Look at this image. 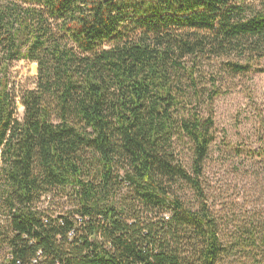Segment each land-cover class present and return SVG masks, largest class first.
<instances>
[{"label": "trees", "instance_id": "trees-1", "mask_svg": "<svg viewBox=\"0 0 264 264\" xmlns=\"http://www.w3.org/2000/svg\"><path fill=\"white\" fill-rule=\"evenodd\" d=\"M263 60L264 0H0L2 263L220 264L203 179L213 104L225 74ZM19 61L37 64L23 118ZM238 227L230 248L264 264V220Z\"/></svg>", "mask_w": 264, "mask_h": 264}, {"label": "rangeland", "instance_id": "rangeland-1", "mask_svg": "<svg viewBox=\"0 0 264 264\" xmlns=\"http://www.w3.org/2000/svg\"><path fill=\"white\" fill-rule=\"evenodd\" d=\"M36 75L37 64L30 61L15 62L10 67V88L19 118L24 116L20 95L35 87ZM221 86L223 93L213 104L215 141L204 163L205 192L220 223L222 239L229 247L220 264H251L256 250L233 249L230 242L236 238L238 226L249 218L264 220V172L251 169L252 160L245 148L256 147L259 134L264 137V60L247 74H225ZM182 160L188 167L189 155L183 153ZM127 193L125 190L123 194ZM184 196L189 201L191 191L185 190ZM42 204L64 208L71 201L46 196ZM4 256L0 248V261Z\"/></svg>", "mask_w": 264, "mask_h": 264}, {"label": "built area", "instance_id": "built-area-1", "mask_svg": "<svg viewBox=\"0 0 264 264\" xmlns=\"http://www.w3.org/2000/svg\"><path fill=\"white\" fill-rule=\"evenodd\" d=\"M43 199H44V198H43ZM5 218H6V217H3V216H2V212L0 211V222H4ZM52 218H58L57 214L53 215ZM33 262H36V260H35V261L33 260ZM0 264H2V260L0 261ZM55 264H63V263L57 262V263H55Z\"/></svg>", "mask_w": 264, "mask_h": 264}, {"label": "bare ground", "instance_id": "bare-ground-1", "mask_svg": "<svg viewBox=\"0 0 264 264\" xmlns=\"http://www.w3.org/2000/svg\"><path fill=\"white\" fill-rule=\"evenodd\" d=\"M43 201H45V198L42 200V202H43ZM42 202H41V208L49 209L48 207H45V206L42 204ZM2 216H3V217H6L5 219H7V218L10 217V216H9V217H8V216H5V215H3V214H2ZM4 221H5V220H4ZM1 223H3V222H1ZM8 257H12V256H8ZM2 264H4V263H2Z\"/></svg>", "mask_w": 264, "mask_h": 264}]
</instances>
